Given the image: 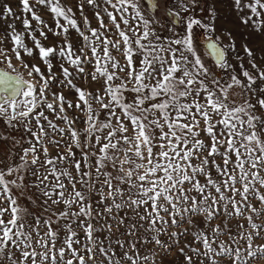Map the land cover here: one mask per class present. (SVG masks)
I'll use <instances>...</instances> for the list:
<instances>
[{"label": "snow or ice", "instance_id": "obj_1", "mask_svg": "<svg viewBox=\"0 0 264 264\" xmlns=\"http://www.w3.org/2000/svg\"><path fill=\"white\" fill-rule=\"evenodd\" d=\"M231 2L264 36V0ZM16 7L0 3V264H264V48L215 36V0Z\"/></svg>", "mask_w": 264, "mask_h": 264}, {"label": "rangeland", "instance_id": "obj_2", "mask_svg": "<svg viewBox=\"0 0 264 264\" xmlns=\"http://www.w3.org/2000/svg\"><path fill=\"white\" fill-rule=\"evenodd\" d=\"M3 2H8L10 3L16 12H19L20 9L18 7H16L17 5V0H0V3ZM63 2L69 6H72L75 9V4H76V0H63ZM216 2V8H217V19L215 21V26H216V33L214 34L215 36H221L222 35V42L224 44H227L229 42V40L231 39L228 35L227 32L231 31L233 34V37H235V41H236V45L237 48L240 52L243 51L242 48H240V45L242 42H244V35L247 33L248 36L250 37V39L247 41V43L249 44L250 47H252L255 51H257L259 53L261 48H264V36L258 35L254 32H250L249 29L245 28L242 24H240L236 13L232 11V2L231 0H215ZM87 14L89 15L90 18H92V13L91 11L86 10ZM40 15H42V17L49 22V24L52 23V16H50L47 12L41 11L39 13ZM77 15H79V13H77ZM204 15H207V12L204 13ZM34 26H35V22ZM92 24L93 26H97L95 19H92ZM198 29L201 31L205 32V35L207 36V32L204 29L201 28H196L195 31V41L196 43L200 46V51L202 53H204L205 55V59H209L207 57L206 54V49L204 47L203 42L199 41L198 38ZM222 30H225L222 32ZM39 34L37 33V36ZM72 36V40L73 43L75 44L76 40L78 39V37L76 36V34L73 32L71 34ZM49 39L47 41H43L42 43L44 44H53L55 42V38L51 37V34L49 33ZM14 63H16L15 61H13ZM35 63L40 64L42 70H44V66L43 64L40 63L39 59H37L35 61ZM245 63L247 64V61H245ZM258 63H261V61H258ZM210 67H213L214 65H209ZM54 71H58V68H54ZM25 77L27 78V72H24ZM217 75L218 78L222 75V73H220V71L217 69ZM75 83L78 84V86H89V82L88 81H75ZM92 88H96L98 87V85L96 84H91L90 85ZM53 90L54 91H61V89H58L55 87V85H53ZM65 96L68 99H74V93L68 89V90H63ZM71 114V113H70ZM4 131H7V129H5L3 121H0V133H3ZM14 136H18V133H11ZM7 147V145L4 144H0V152H3L5 150V148ZM22 204L27 205V201L22 200L21 201ZM30 207V205H28Z\"/></svg>", "mask_w": 264, "mask_h": 264}, {"label": "flooded vegetation", "instance_id": "obj_3", "mask_svg": "<svg viewBox=\"0 0 264 264\" xmlns=\"http://www.w3.org/2000/svg\"><path fill=\"white\" fill-rule=\"evenodd\" d=\"M197 34H198L197 36L199 38V41H201L203 39V34H202L201 30L198 29V33ZM201 42H203V41H201Z\"/></svg>", "mask_w": 264, "mask_h": 264}, {"label": "water", "instance_id": "obj_4", "mask_svg": "<svg viewBox=\"0 0 264 264\" xmlns=\"http://www.w3.org/2000/svg\"><path fill=\"white\" fill-rule=\"evenodd\" d=\"M202 34H203V39L201 41H203L204 45L206 44L207 42V36L205 35V32L204 31H201ZM206 49V48H205Z\"/></svg>", "mask_w": 264, "mask_h": 264}]
</instances>
